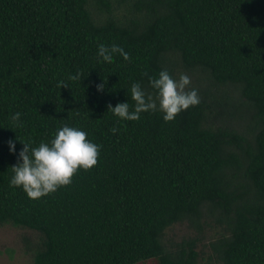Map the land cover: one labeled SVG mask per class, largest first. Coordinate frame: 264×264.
<instances>
[{
	"label": "trees",
	"instance_id": "trees-1",
	"mask_svg": "<svg viewBox=\"0 0 264 264\" xmlns=\"http://www.w3.org/2000/svg\"><path fill=\"white\" fill-rule=\"evenodd\" d=\"M100 44L131 60L104 61ZM181 68L207 83L173 121L109 111ZM65 124L102 145L98 164L39 199L10 186L21 140ZM209 219L223 230L208 264H264V0H0V225L41 233L32 264H201L198 238L165 235Z\"/></svg>",
	"mask_w": 264,
	"mask_h": 264
},
{
	"label": "clouds",
	"instance_id": "clouds-1",
	"mask_svg": "<svg viewBox=\"0 0 264 264\" xmlns=\"http://www.w3.org/2000/svg\"><path fill=\"white\" fill-rule=\"evenodd\" d=\"M99 56L106 62H112L113 54H120L124 60L130 61L131 56L122 47L113 44L108 47L99 45ZM144 75H148L145 73ZM77 73L70 77L80 79ZM149 84L155 93H150L141 83L131 85V99L135 102L134 110H130L128 102L108 105L109 111L122 120L138 121L142 112H162L166 122L173 121L177 115L201 102L199 90L191 87V77L181 73L175 78L167 69L158 73V77H149ZM58 87H68V83L60 81ZM98 91L104 90V84L97 85ZM22 114L12 115V129L23 127ZM113 134L118 128L111 129ZM23 148L19 152L18 162L11 166L14 175L10 186L22 187L29 198L39 199L56 192L59 188L70 185L74 176L81 170H90L98 164L102 145L88 139V133L78 127L67 124L60 127L50 142L41 141L38 146L23 141ZM10 151L16 152V143L9 140Z\"/></svg>",
	"mask_w": 264,
	"mask_h": 264
},
{
	"label": "rangeland",
	"instance_id": "rangeland-1",
	"mask_svg": "<svg viewBox=\"0 0 264 264\" xmlns=\"http://www.w3.org/2000/svg\"><path fill=\"white\" fill-rule=\"evenodd\" d=\"M186 73L191 77V87L197 86L200 83H207V81H198L197 77L202 78L200 72H191L187 69L181 68L179 75ZM214 94L222 95V91L217 92L216 87H211ZM223 228L214 219L203 224L202 229L191 225L188 221L177 223L166 231L165 240L171 244H176L183 239L198 238V248L203 253L201 264H208L212 262L210 258L211 249L210 242L220 235ZM41 239L39 231L14 226L12 224L0 225V264H32L33 251ZM141 264H154L153 260L143 262Z\"/></svg>",
	"mask_w": 264,
	"mask_h": 264
}]
</instances>
